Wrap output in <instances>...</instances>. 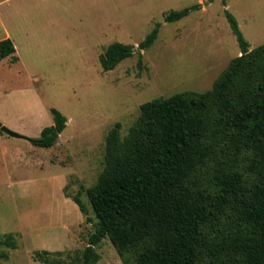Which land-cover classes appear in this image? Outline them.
<instances>
[{"label": "rangeland", "instance_id": "obj_1", "mask_svg": "<svg viewBox=\"0 0 264 264\" xmlns=\"http://www.w3.org/2000/svg\"><path fill=\"white\" fill-rule=\"evenodd\" d=\"M225 11L248 51L264 44V0H0V41L9 38L19 59H0V114L19 118L23 137L10 138L8 154L0 145V264H43L35 252L84 250L97 223L86 190L103 170L107 133L119 123L124 137L147 101L211 89L240 56ZM156 25V40L139 51ZM114 42L134 54L104 72L99 57ZM50 108L66 127L53 147L40 148L26 139L52 123ZM62 178L64 196L79 193L86 209L80 227ZM95 251L97 264H122L107 238Z\"/></svg>", "mask_w": 264, "mask_h": 264}, {"label": "trees", "instance_id": "obj_2", "mask_svg": "<svg viewBox=\"0 0 264 264\" xmlns=\"http://www.w3.org/2000/svg\"><path fill=\"white\" fill-rule=\"evenodd\" d=\"M192 9L171 11L164 21ZM225 16L240 56L205 92L141 104L124 137L115 123L105 137L103 170L86 190L97 220L87 246L73 254L38 251L37 260L97 264L95 247L107 238L122 264H264V44L248 51L236 20ZM158 30L139 51L152 46ZM14 53L10 39L0 41V59ZM133 54L132 46L114 42L99 57L101 69L112 71ZM49 112L52 124L25 138L34 146L53 147L66 127L58 110ZM65 197L88 221L79 193Z\"/></svg>", "mask_w": 264, "mask_h": 264}, {"label": "crops", "instance_id": "obj_3", "mask_svg": "<svg viewBox=\"0 0 264 264\" xmlns=\"http://www.w3.org/2000/svg\"><path fill=\"white\" fill-rule=\"evenodd\" d=\"M9 39V38H8ZM12 42V41H11ZM13 44V43H12ZM14 46V45H13ZM15 48V47H14ZM14 56H16L17 57V55H15V53H14ZM18 58H17V62H18ZM3 110H1L0 111V113L2 112ZM0 124L1 125H3V126H5L7 129H9V130H11V131H13V132H15V133H19L18 131L21 129V125H20V121H19V118H15V117H11V116H8L7 114H0ZM52 124V123H51ZM50 124V125H51ZM50 125H48V126H50ZM45 127H47V126H45ZM44 127H40V130H39V135H40V132H41V130L43 129ZM2 133V134H1ZM0 133V145H1V149H2V151L6 154H8V145H12V146H14L13 145V143H12V140H13V137H10L9 135H7V134H5V133H3V132H1ZM12 140H11V139ZM17 139V138H16ZM61 185H60V188H61V194L63 195V197L65 198V199H69V198H66L65 196H64V193H63V189H64V187H65V184H66V178H62V180H61ZM69 200H71V199H69ZM77 209H78V207H76ZM78 211H79V209H78ZM75 215V219H74V221L73 222H75V224L74 225H79V227H80V225H82L83 224V222L85 221V217L81 214V212L79 211V213L77 212V215L76 214H74Z\"/></svg>", "mask_w": 264, "mask_h": 264}, {"label": "water", "instance_id": "obj_4", "mask_svg": "<svg viewBox=\"0 0 264 264\" xmlns=\"http://www.w3.org/2000/svg\"><path fill=\"white\" fill-rule=\"evenodd\" d=\"M0 131L14 138H23L21 135L7 129L5 126L0 124Z\"/></svg>", "mask_w": 264, "mask_h": 264}]
</instances>
